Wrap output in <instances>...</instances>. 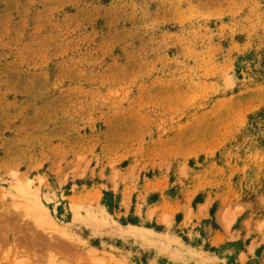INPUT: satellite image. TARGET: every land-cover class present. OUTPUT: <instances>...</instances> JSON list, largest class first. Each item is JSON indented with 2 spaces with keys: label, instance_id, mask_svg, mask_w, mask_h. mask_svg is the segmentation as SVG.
Wrapping results in <instances>:
<instances>
[{
  "label": "rangeland",
  "instance_id": "374dc122",
  "mask_svg": "<svg viewBox=\"0 0 264 264\" xmlns=\"http://www.w3.org/2000/svg\"><path fill=\"white\" fill-rule=\"evenodd\" d=\"M0 264H264V0H0Z\"/></svg>",
  "mask_w": 264,
  "mask_h": 264
}]
</instances>
